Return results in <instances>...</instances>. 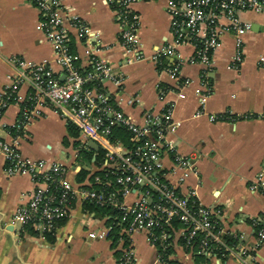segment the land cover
Returning <instances> with one entry per match:
<instances>
[{"label":"crops","instance_id":"1","mask_svg":"<svg viewBox=\"0 0 264 264\" xmlns=\"http://www.w3.org/2000/svg\"><path fill=\"white\" fill-rule=\"evenodd\" d=\"M166 5L167 0L131 4L141 42L133 54L121 43V25L109 0H63L64 24L83 70L93 66V59L103 58L123 78L120 86L110 80L103 86L115 107L133 123L144 125L148 115L170 111L172 126L161 152L166 179L183 195L210 207L225 231L237 233L241 244L253 247L254 221L264 209V193L250 189L258 175H264V67L259 61L264 53V13H240L250 23L241 63L234 60V33L227 31L207 67L191 60V43L177 46L175 54L159 56L162 63L155 61L157 52L174 39ZM14 59L45 61L60 80L65 79L43 31L40 10L30 0H0V93L21 73ZM176 66L178 74L172 75L170 69ZM19 92L22 100L11 102L0 117V139L17 140L24 158L62 164L74 185L90 182L98 170L95 156L91 161L81 158L80 136L70 131L60 107L42 97L33 99L28 102L31 119L24 128L17 127L25 100L34 93L29 79L23 80ZM186 156H192L195 166L185 177L178 159ZM82 169L87 173L80 179ZM36 187L30 173H9L6 159L0 157V264H121L124 244L113 242L109 217L83 209L80 201L52 231L33 234L13 223L16 209L29 201ZM136 196L128 194L125 201L131 204ZM47 232H53V240ZM91 232L104 236L91 237ZM181 237L180 231L174 232L169 243V258L180 264H264V242L252 250L255 259L232 250L223 260L195 255L181 244ZM129 240L138 264L158 262L159 249L147 231L131 232Z\"/></svg>","mask_w":264,"mask_h":264},{"label":"built area","instance_id":"2","mask_svg":"<svg viewBox=\"0 0 264 264\" xmlns=\"http://www.w3.org/2000/svg\"><path fill=\"white\" fill-rule=\"evenodd\" d=\"M30 1L40 10L43 31L52 43L65 79L60 80L45 61L35 63L14 59L21 73L0 93V117L11 102L22 100L20 85L24 79H29L34 93L25 100L17 127L24 128L32 117L28 102L41 97L47 99L53 106L60 107L68 121L79 129L83 144L88 145L93 140L106 150L105 159L97 167L107 174H115L118 187L106 192L104 189L95 190L83 186L91 181L74 185L68 177L67 168L62 164L24 158L17 140L8 142L0 139V157L6 159L8 172H28L37 183L29 201L16 209L12 222L21 227L31 222L35 230L52 231L58 219L70 215L72 207L69 208L67 202L76 199L82 203L88 201L117 207L123 214L119 221L120 233L128 237L131 232L144 230L155 245L157 240H165L168 233L164 231L155 235L153 230L160 222H169L171 218L177 217L185 226L174 232L180 231L187 244L191 245L198 233L203 234L197 253L220 259V250L227 254L236 250L241 256L255 259L252 250L264 242V209L254 221L256 243L253 247H247L239 242L240 235L225 231L221 224L217 227L213 221L215 212L210 207L201 204L195 207L188 202L192 195L183 197L178 194L177 188L166 179L161 159V152L166 148V136L172 126L170 111L161 115L152 113L144 125H137L115 107L106 90L98 91L95 86L85 87L84 84L89 80H98L102 85L105 80H110L120 86L123 78L103 58L93 59L94 70L91 73L81 74L75 62L76 55L67 44L69 33L64 24L63 0ZM135 1L138 0H109L121 25V43L129 54L141 48L138 16L131 13L133 11L130 9ZM166 8L172 17L174 39L157 52L155 61L162 63L159 56L175 54L177 46L191 43L194 45L191 60L210 67L222 35L227 31H232L236 39L234 60L237 63L243 61L244 35L250 29V23L244 21L240 13L246 10L264 13V0H167ZM79 27L84 31L87 29L83 23ZM259 61L264 67V53L260 55ZM178 69V66L170 69L172 75H177ZM164 94L161 90V95ZM117 125H125L133 131L132 139L140 141L136 148H129L120 141L110 139L112 128ZM178 166L183 169L186 177L193 170L195 161L192 156H186L178 159ZM94 180L109 186L112 184L110 179H103L99 175L94 176ZM250 189L264 193L263 174L258 175ZM58 191L60 194H57ZM131 193L137 196L133 203L128 204L125 197ZM153 193L157 194V200L153 198ZM227 233L232 234L238 242L234 245L227 243L224 239ZM89 235L103 237L104 233L91 232ZM119 241L124 244L123 237ZM119 260L121 264H138L130 244L123 245ZM156 264L168 263L159 256Z\"/></svg>","mask_w":264,"mask_h":264},{"label":"trees","instance_id":"3","mask_svg":"<svg viewBox=\"0 0 264 264\" xmlns=\"http://www.w3.org/2000/svg\"><path fill=\"white\" fill-rule=\"evenodd\" d=\"M133 13V12H131ZM44 18V17H43ZM67 44L69 45V49L70 51L75 54L74 49H73V38L72 36L69 35L68 37V41ZM76 65L80 71L81 74L83 75H87L89 73H91L94 70V65L89 69V70H83L77 61V58L75 60ZM85 87L90 88V87H96V89L98 91H104L105 88L102 85V83L98 80H89L84 84ZM69 129L70 131L75 135L79 137V129L72 123H69ZM133 131L128 128L125 125H117L114 126L112 128V133L110 135V139L112 141H120L123 144H125L127 147L129 148H136V146L138 145V143L140 141H135L133 140ZM80 145H79V151H80V156L82 159L87 160V161H91L93 159V156H95V164L99 165L101 162H103V160L105 159V152L106 150L102 147H98V149H94L88 145H85L82 143V141H79ZM87 173V170L82 169L78 174L80 179H82ZM99 175L101 176L103 179H110L112 181V184L106 185V184H102V183H98L94 180V176ZM162 180H164V178H162ZM91 183L88 185H83L84 187H87L89 189H95V190H100V189H104L106 192H109L111 190L116 189L118 186L115 183V174L112 173H106V171L104 170H97L95 173H93L91 179H90ZM51 191V189H50ZM177 193L180 194L181 196L185 197L181 192H179V190L177 189ZM57 194H60V192L58 191ZM153 198L155 200H157L158 196L156 193H153ZM188 202L190 204H192L193 206L197 207L199 205V202L196 200L195 197L190 196L188 198ZM76 203V199H70L67 202V205L69 208L74 207ZM83 209L90 211V212H95L98 216L100 217H109V222L111 225V231H110V236L113 239V242H119L120 237L124 238V244L128 245L130 242L129 237L125 234V233H120L121 230V225L119 223L121 217L123 216L122 212L117 208L114 207L112 205H108V204H99V203H91L88 201H84L82 203ZM68 218V216L64 217V218H60L58 219L57 223L61 224L64 221H66ZM213 221L215 222V224H217V227L220 226L219 221L216 219L215 216H213ZM126 226V224H124ZM185 225L183 224V222L178 219L177 217H173L169 220V222H160L159 225H157V227L153 230V233L155 235H160L162 232L166 231L168 233V236L165 240H157L155 242V246L159 249V253L161 258L165 259L167 261L168 264H180L177 261H174L172 259L169 258L170 253L172 252V247L170 246V242L172 239V236L174 235V230H177L178 228L184 227ZM23 231H29L30 233H35L37 232V230H35V228L32 226L31 222L30 223H26L23 226ZM47 238L49 240H53L54 236H53V232H47ZM202 233H198L193 239H192V244L189 245L187 244V241L184 237H181V244L185 247V249L193 251V253L197 256H205L202 253H197V251L199 250V246H200V241L202 238ZM224 239L225 241H227V243L234 245L237 243V239L235 237H233L232 234H225L224 235ZM216 250V249H215ZM219 257L221 259H225L227 257V252H225L224 250H220L219 252Z\"/></svg>","mask_w":264,"mask_h":264},{"label":"water","instance_id":"4","mask_svg":"<svg viewBox=\"0 0 264 264\" xmlns=\"http://www.w3.org/2000/svg\"><path fill=\"white\" fill-rule=\"evenodd\" d=\"M88 146H90L94 149H98V147H99L98 144L93 140L89 141Z\"/></svg>","mask_w":264,"mask_h":264}]
</instances>
